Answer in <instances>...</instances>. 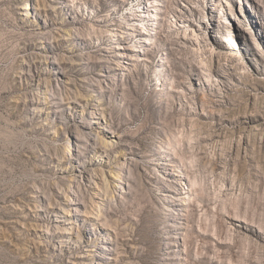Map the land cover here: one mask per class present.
<instances>
[{"label":"rangeland","instance_id":"1","mask_svg":"<svg viewBox=\"0 0 264 264\" xmlns=\"http://www.w3.org/2000/svg\"><path fill=\"white\" fill-rule=\"evenodd\" d=\"M0 264H264V0H0Z\"/></svg>","mask_w":264,"mask_h":264},{"label":"bare ground","instance_id":"2","mask_svg":"<svg viewBox=\"0 0 264 264\" xmlns=\"http://www.w3.org/2000/svg\"><path fill=\"white\" fill-rule=\"evenodd\" d=\"M152 16V15H151Z\"/></svg>","mask_w":264,"mask_h":264}]
</instances>
